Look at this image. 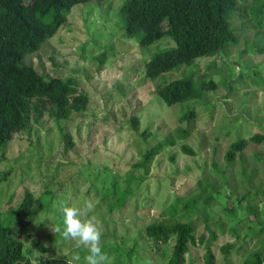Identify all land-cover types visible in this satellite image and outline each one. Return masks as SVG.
<instances>
[{
  "label": "rangeland",
  "instance_id": "374dc122",
  "mask_svg": "<svg viewBox=\"0 0 264 264\" xmlns=\"http://www.w3.org/2000/svg\"><path fill=\"white\" fill-rule=\"evenodd\" d=\"M125 1L90 0L75 5L59 32L23 59V64L39 73L79 85L88 94L89 104L84 113H73L70 120L61 123L47 116L33 120L29 131L18 133L5 150L0 149V211L14 215L26 191L34 195L35 206L25 217L21 234L25 254L34 264L42 257L71 261L76 253L81 260L73 264H84L86 250L50 229L62 222L60 202L77 206L101 222L102 249L108 252L110 264H167L175 239L157 246L146 236L145 228L151 223L174 222L166 208L176 198L199 195V184L207 189L201 200L212 199L209 206L199 208L200 214L190 215L198 226V236L208 234L209 223L218 233L216 264H242L249 253L263 246L264 194L254 202L261 222L247 212L244 201L239 206L237 201L251 189L264 191V142L250 143L230 167L225 156L230 143L255 133L264 135V86L253 82L255 65H259L256 78L264 80V54L248 52L244 56L247 67L235 65L239 52L256 40L259 28L250 18L241 20L237 13L233 18L240 42L231 48L229 57L219 56L221 72L228 75V88L234 79L232 92L220 84L200 99L168 107L156 88L165 80L176 79L181 70L151 83L146 79L144 62L176 44L163 37L142 46L137 38H130L120 12ZM253 2L240 0L245 5ZM246 61L237 64L244 67ZM209 63V59L199 62L200 73H207ZM236 72L245 74L235 80ZM215 78L216 82L220 79L218 75ZM190 108L197 114L193 133L179 140L178 129L187 126L180 119ZM133 118L138 119L137 127L131 122ZM60 127L73 136L75 145L70 152L65 150ZM166 137L175 139V146L156 157L149 174L138 169L145 151ZM185 144L195 156L182 152ZM248 175H254L253 186L243 184ZM130 176L142 184L128 181ZM178 214L185 216L181 209ZM8 225L21 230L19 221ZM232 227L239 230V248L226 259L220 248L236 240ZM255 232H260V238L253 235ZM30 238L41 240L49 252L35 250ZM204 254V246H192L189 264H205Z\"/></svg>",
  "mask_w": 264,
  "mask_h": 264
},
{
  "label": "trees",
  "instance_id": "16d2710c",
  "mask_svg": "<svg viewBox=\"0 0 264 264\" xmlns=\"http://www.w3.org/2000/svg\"><path fill=\"white\" fill-rule=\"evenodd\" d=\"M89 1L0 0V149L5 150L18 133L29 131L33 120L47 116L49 120L61 123L70 120L73 113L82 114L86 111L89 96L83 88L70 80L48 77L34 67L23 64L22 61L27 54L38 52L42 44L59 32L75 5L86 4ZM252 4H240V0L124 2L120 12L126 20V32L130 38H137L142 46L154 44L163 37L171 38L176 44L173 48L158 51L144 62L146 79L151 83L167 73L181 70L176 79L165 80L156 88V94L168 107L200 99L206 92L216 91L220 84L232 92L231 81L234 79L230 81L228 88V75L224 77L226 72L224 70L221 72L219 56L229 57L231 48L240 42L238 31L233 24L236 13L241 20L250 18L255 27L259 28L252 46L239 52L238 59L235 60L236 67L238 65L241 69L247 67L248 58L244 56L248 52L257 56L264 54V0H254ZM206 59H209L210 63L207 73L203 74L200 73L199 62ZM243 60L246 61L243 63L244 67L241 66L242 63L237 64ZM258 66L255 65L253 68L255 69L253 82L257 81L256 84L264 86V80L256 78L259 75L256 70ZM185 68L192 69V72L189 73ZM213 72L217 73L214 75ZM244 74L236 72L233 77L237 76L235 80H239ZM216 75L220 77L218 83L214 80ZM196 118L195 109L190 108L184 113L180 121L187 122V126L178 129L177 139L186 140L191 137ZM131 122L135 127L138 126V119L133 118ZM60 133L65 150L72 151L75 145L73 136L62 127ZM263 142L264 135L255 133L251 137L240 138L230 143L225 156L226 165L228 167L234 165L237 157L244 153L250 143L260 145ZM175 144L176 140L168 137L158 141L145 151L136 167L149 174L150 166L156 157L165 148L173 147ZM181 150L186 155H196L189 145H182ZM253 179L254 175H248L243 184L253 186ZM127 180L141 183L132 176ZM205 182L209 188H213L210 182L207 180ZM199 188L201 191L199 195L197 193L185 200L176 198V201L166 208L174 222L151 223L145 228L146 236L157 246L167 244L172 238L175 239L167 264H189L192 246L205 247V264L217 263L214 245L218 241V233L207 223L208 234L198 236V226L190 217L193 213L200 214L199 208L206 204L209 206L212 199L201 200V195L207 189L198 184V191ZM252 190L255 189H251L238 199V206L244 201L247 212L253 214L254 220L261 222V214L257 213L254 202L260 200L259 195H263L264 191ZM34 201V195L26 191L23 202L12 213L14 215L6 216L0 211V264H34L25 254V243L21 235L25 217L35 206ZM180 209L185 212V216L177 217ZM12 221H19L21 230L16 231L15 227L9 226ZM220 228L224 234V226L221 225ZM232 234L236 240L220 248V253L226 259L239 248V230L232 227ZM253 235L257 238L261 236L260 232ZM29 241L40 253L45 254L50 250L38 238H30ZM262 243L263 246L249 253L242 264H264V240ZM36 264H69V261L42 257Z\"/></svg>",
  "mask_w": 264,
  "mask_h": 264
},
{
  "label": "clouds",
  "instance_id": "9594fccd",
  "mask_svg": "<svg viewBox=\"0 0 264 264\" xmlns=\"http://www.w3.org/2000/svg\"><path fill=\"white\" fill-rule=\"evenodd\" d=\"M87 207L91 209L90 202ZM58 210L62 214V222L51 227V231L63 240L75 242L76 248L85 249L87 254L83 257L84 264H110V258L102 249L101 222L95 216H86L81 208L63 202L59 203ZM80 260V254L76 253L69 264Z\"/></svg>",
  "mask_w": 264,
  "mask_h": 264
}]
</instances>
